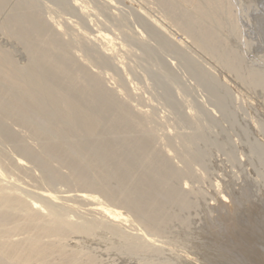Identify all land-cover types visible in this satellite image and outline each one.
<instances>
[{"label": "bare ground", "instance_id": "bare-ground-1", "mask_svg": "<svg viewBox=\"0 0 264 264\" xmlns=\"http://www.w3.org/2000/svg\"><path fill=\"white\" fill-rule=\"evenodd\" d=\"M23 1L19 6L16 5L17 7H11L12 12L8 11L9 24L3 25L4 28L1 25L3 33L7 36L11 34V38L12 34L15 35L16 42L20 45L23 43L22 46L26 45L29 58L17 60L7 49L0 46V264H118L115 259L108 257L112 256L110 253L117 245H121L119 248L123 251L132 248L152 258H161L160 251L164 248L156 244V238L180 241L187 247L193 246V256L185 257L184 264H264V199H255L252 192L256 189L253 190V186L249 184L251 181H245L238 188L218 181L216 194L211 196V202L203 212L202 221L199 220L198 223L196 219L191 218L195 212L188 213L189 210L184 208L191 204L193 208L194 202H199L202 195H199L200 192L194 187L195 183H191L192 175L190 170H185V164H174L173 155L165 156L161 160L158 155L153 158V154H147L148 156H144L145 160L141 156L147 165L151 160L163 162L166 165L164 169L167 168L174 174L171 176L172 174L166 171L169 173V180H161V183L153 184V187L149 185L144 186L145 189H139L134 183L124 184L126 178L137 176L134 173L136 170L127 168L129 165L125 164L126 159L120 157L122 153L119 151L118 155L117 150L113 151L116 148L112 150L110 147V150H106L101 147L110 138L109 144L118 139L111 134L109 137L104 136V133L110 132H104V128L102 132L103 125L113 134H119V139H124L123 133L149 135L155 129L150 126L145 128L146 122L151 119V110H144L138 103L135 104V98L143 89L135 82L131 72L133 66L127 63L123 56L128 46L122 39L126 33L122 35L115 25L118 21L122 22L126 11L125 8L121 10L120 0H57V5H63L64 10L69 12L65 13L70 15L69 19L66 18L67 21L58 19L56 13L59 8L54 4L45 5L48 18L45 21L40 20L35 15L37 11L34 12L38 10L35 9L38 6L34 1ZM124 1L130 4L127 5V10L131 7L136 11L135 14L131 12L128 15L132 19L136 17L134 21L139 22H134L139 25L137 30L131 32L137 44H143L151 35L149 32L155 34V31H158L157 37L179 53L191 45L218 59L222 56L226 65L236 68L237 74L241 73L246 79L254 75L255 79L251 80H256L261 76L258 73L259 77L256 78V74L248 71L244 63L242 66V60L238 59L233 48L232 53L225 52L224 48L217 49L216 35H211L212 31L210 34L207 32L214 24L224 22V17L230 13L228 11L233 6L235 9V3L228 6L226 0H169L164 12L162 11L164 16L161 13L158 17L149 12L142 0L132 2L133 4L131 0ZM9 2L10 0H0V8L8 6ZM180 7L187 12L181 14ZM103 10L108 16L104 15ZM60 12L63 10L58 14L66 16ZM232 13L230 14L233 15ZM257 15L253 20L257 23V30L264 43V16L260 13ZM228 16L226 22L234 17ZM200 19H203V22L205 19L206 25L203 26V22L202 26L199 25L201 23L199 26L194 23L197 27L191 25L192 20ZM215 27L221 30L226 26ZM178 32L182 33L181 38L177 37ZM205 33L208 35L206 38ZM202 36L205 39H201ZM217 38L221 39L219 36ZM221 49L228 54L223 53ZM183 52L180 54H184ZM110 66H114L122 80L108 73ZM51 72L54 75H51ZM143 78L150 87L148 75L143 74ZM105 80L113 81V86L105 87ZM222 80L225 84L230 82L226 77ZM243 81L249 83V78ZM67 85L70 87L69 91L64 89ZM76 95L88 98L85 100L88 102L77 101L80 98L76 99ZM127 102L129 106H126ZM185 104L188 117H198L197 109L192 105L194 103L191 104L187 100ZM106 106L110 107L104 111ZM103 111L104 114L109 112V115H115L107 120ZM44 113L49 114L42 116ZM56 113L59 115H55ZM38 119L49 130L38 129L35 124ZM77 122L79 127L74 126ZM160 123L170 127V121ZM61 125L76 128L66 132L67 128ZM62 127L66 131L62 130ZM143 134L141 135L144 136ZM178 136L180 134L170 127L162 136L164 147L170 149L167 142ZM127 138H132L131 144L125 140L124 142L129 143L130 147L134 144L133 148L136 147L135 143L138 145L140 141L135 140L136 136L135 139L129 136ZM142 140L144 145L139 142V149L136 147L139 152L141 149H149L148 139L144 142L143 137ZM125 155L128 157V154ZM240 155L243 161L241 164L245 165L248 156L243 152H240ZM138 157L140 158L139 154ZM149 166L151 165H148V168ZM141 167L143 169V166ZM140 173L144 174L139 171V175ZM174 175L176 178H182L183 184L177 179L182 185L180 184L181 187L176 192V200L172 196L167 199L170 201L171 197L174 203L171 200L170 204L166 200L169 206L159 198H168L171 192L167 189L175 193L178 181H174ZM165 176L164 174L160 179ZM138 177L142 180L146 176ZM156 187L159 192V188L166 190L167 194L161 191L164 196L161 197L160 194L157 195L158 198L151 195L152 192H157ZM174 193L170 195L174 196ZM146 195H151L153 198L149 200L152 201L143 202L142 199ZM204 196L206 199L207 196ZM138 201L143 203L138 204ZM181 209L185 210L186 214H181ZM179 210L182 212L178 213ZM169 211L174 212L173 214H176V211L180 215H175L173 219L166 218ZM200 213L202 214V211ZM186 219L193 225L189 222L186 227H182ZM134 225L140 226L139 234L133 235L126 231L127 227L134 228Z\"/></svg>", "mask_w": 264, "mask_h": 264}, {"label": "rangeland", "instance_id": "rangeland-1", "mask_svg": "<svg viewBox=\"0 0 264 264\" xmlns=\"http://www.w3.org/2000/svg\"><path fill=\"white\" fill-rule=\"evenodd\" d=\"M22 1L23 0H13V1L10 0V2L7 3L9 4L8 6L6 7L3 6L5 7L6 11L5 9L2 10L3 7L0 8V11H2L0 12V15H1L0 16L1 17L0 18V33H1L0 34V46H2L4 49H7L9 53L15 59L23 61V60H28L27 58H29V56H27L29 54H27L28 52L26 51V45L24 44L22 46L23 43H21L20 45V43L16 42L15 35L13 36L12 34V38H11L10 37L11 34L10 36L9 34L7 36L6 33L2 32V29L4 28L3 25L7 23V20L9 19V16H10V12L8 11L12 12V9L10 8L11 7L13 8L16 5L19 6ZM28 1L31 2V0H28ZM56 1L57 0H32V2L38 6L37 8L35 7V9H38L34 11V12L37 11V14L35 13V15L38 16L40 20L41 19H44V21L47 20L48 16L46 15H48L47 14L48 11L46 10L47 6L45 5L54 4L55 6H57L56 7L57 9L59 8L57 10L58 12L56 13L57 15L55 14L57 17H59L58 19L61 21H67L70 15L69 14L67 15L65 13H69V12L68 11L66 12V10H64L65 8L63 7V5L61 6L57 5L59 2H56ZM135 1L137 0H131V3ZM142 1L144 2V4L146 3L145 7L150 10L149 12H151L155 16L158 15L159 17L161 16L160 14L164 12V7L167 6V3L169 0H142ZM226 1L229 3L228 6H231L232 3H235L234 4L236 5L235 9L233 6V8L230 7L232 9L229 8L230 10L228 11L230 13L234 11L232 13L233 15H231L230 13L228 15L232 17L234 16L235 18L234 17L232 19L229 18V20H227L226 22L225 19L228 16L227 15L224 17L225 18L224 22L223 21L221 22L222 25L216 24V25H220L221 28H223V26L224 27L226 26L225 29H221L222 30L221 31L219 30L220 28L218 26L217 27L219 29L215 27L216 26L215 24L214 25L212 24L213 27H209L208 29L209 31L207 32L208 34H210V32L212 31L211 35L212 34L216 35L215 37L217 40L216 42V47H218L217 49L224 48L223 50L225 52L229 51L228 53L230 52L232 53L233 50H231V48H233L234 52L238 56V59L240 61L242 60L240 64L242 63L241 65L243 66V63H244V67H246V69L248 68L247 70L253 72V74H256L255 75L256 78L259 77L260 75L261 76L257 78L256 80H254L255 79L253 77L254 75L252 77H248L249 83H247V81H243V80L244 79L248 80V78L246 79V77H242L243 75L241 73L237 74L238 71L236 68L226 65L222 56H220V58L218 59L214 55L203 51V49L201 50L195 49L191 45L188 46L189 48H187L186 50H183L184 52L181 51L180 53L183 52L185 54V55L184 54L181 55L178 51L174 50L171 47V45H170L171 48H169L168 47L169 45L167 42H164V41L162 42V40L157 37L156 32L158 34L159 33L158 31H155V34H153V32L151 33L149 32V34L151 35L147 37V39H145L144 43L137 44V40L136 38L131 36L132 35L131 32L132 31L134 32L135 30H137L138 25H139V24L137 25V23L139 22L135 20L137 23H134L135 22L134 19H136V17L132 19L128 15L131 12L135 14L136 11L130 7L128 8V10L130 11L129 12L127 10V7L130 6V4L128 5L125 1L124 3L123 0H120L119 3L121 5L120 6L121 10H124L123 8H125L126 11L123 16L124 19H122V22L118 21L119 22V23L117 22L118 24L115 22L116 23L115 25H117V27L119 28V32H121L122 35H124V32L126 33V35H124L122 39L124 40V44L126 42L128 46H126L125 53L123 54V56H125V61L133 66L131 69V72L134 75L135 82L138 83L139 86L143 89L142 92H139V96L135 98L136 100L135 104L138 103L140 105V108H143L144 110L145 109L151 110L152 115H151V119L149 120V122H153L154 124H149V122L145 121L147 124L144 123L143 125L145 126L146 124L145 128H148V126H150L151 128L153 127L155 129L152 130V132L149 135L147 134L145 135L143 133H137L139 135L138 136L134 132H131L130 134L126 133L127 136L133 137L134 139L136 136L135 140L140 139L139 142H141L140 143L141 145L143 144L142 142L143 137L145 139L144 142H146V139L149 140V141L147 140V142H149V146H148L149 149L146 148V151L145 149H141L140 150L141 152H139L138 150L139 142L138 141H137L138 145L137 143H135V146L138 149L136 147L133 148L134 144L133 146L131 145L132 147H130V144H131L130 141H133L132 138L131 140L128 139L126 134L123 133V135H125L123 136L124 139H122V137L121 139H119L120 135L113 134L110 130L107 129V127L105 128L106 125H103L104 127H101V131H102V128H104L103 129L104 132L105 131L110 132L106 134L104 133V136L106 135V137H109L111 134L116 139L118 138L117 140L115 139L117 142L113 140L114 144H113V141H111L112 143H110L111 144L110 145L109 140H111V138L107 140L108 138L105 137L107 142H105L103 146L101 145V147H105L106 150H110L109 149L110 147L112 150L116 148L113 151L117 150V154L119 151L120 153H122L123 156L120 155V157H122L124 160L125 159L127 160V161L125 160V164L129 165V166L126 165L127 168H132L133 171L136 170L134 173L136 174L137 177H134L132 179L126 178L128 183L127 181H125L124 184L130 183L129 185H133L134 183L135 185H137L136 188L139 186L138 187L139 189L141 188L143 189L144 186L148 187L150 185V187H153L154 185H157V183H161V180L162 181H165L167 179L169 180L168 174L170 172L167 168H166L167 170L164 169L166 165L163 162L161 163L160 161L156 160L155 161L157 163L156 164L155 162H153V160H151L150 164H148V165H151L149 166V168L152 172H150L147 162L144 163V160H145L144 156H148L150 154L154 155L153 158L156 157L155 155L160 156L159 157L160 160L164 158L165 156L173 155L174 164H176V162H181L180 166L185 164L186 165L185 170L186 171L190 170V173L192 175L190 178L191 183L192 184L195 183L194 187H196L198 193L200 192L199 195L201 194L202 195L199 199V202L196 201L198 205L196 204V202H194L195 205H193V208H191L192 204L189 205L188 208L186 207L184 208L185 210L187 209L189 210L188 213H190L191 211L196 213V215L194 213V216H191V218L196 219L198 223H199V220L202 221L203 212L205 208L207 207V204L211 202V196L216 194V191H217L216 183L218 181L222 183L231 184L233 187H237V188L239 187V185H241L245 181L246 182L251 181L249 182V184L253 186V190L256 189V191L252 192L255 199H257L258 197L259 198L257 200L259 201L262 198L264 199V186H263L264 185L263 184L264 183L263 181L264 180V86L262 85L264 84V63H263L264 62V49H263L264 43L262 39L260 38L259 32L257 30L258 28L256 27L257 23H255L256 21L254 22L253 20L255 19V16H258L257 14L259 13L261 14V16H264V13H263L264 11H262L264 9L263 8L264 5H262L264 4V1L263 0H253V1L252 0H238V2L235 0H230V1L226 0ZM62 10L63 12H60V13L65 14L66 16L64 15L60 16V14H58L59 11H62ZM179 10L181 14L182 12L184 13L187 12V10L181 7L179 8ZM180 12L178 13L180 14ZM236 12L238 15L235 14ZM103 13L104 15L108 16L105 10H103ZM7 14H9V16H7ZM249 15L251 17H249ZM162 16H164V13L162 14ZM4 18L6 19V21H4L5 20ZM1 22L3 23L1 24ZM202 22H203V19H200L197 21L192 20V22L190 23L191 25H194V23L197 25L201 23L199 25L202 26ZM206 22L207 21L204 19L203 26L206 25L205 24ZM225 22L227 23V25ZM231 23L233 24V26ZM7 24H9V22ZM230 24H231V27H230ZM1 25L3 28L1 27ZM197 25H194V26L197 27ZM215 29L218 30L221 36L218 32H216L217 30ZM213 32H215V34ZM206 33L204 34L205 38L208 36V35L206 36ZM232 33L234 35H232ZM176 34L178 38H181L180 37L182 34L181 32H178ZM218 36L221 39L217 38ZM203 38L204 37L202 36L201 39ZM220 40H222V42H220ZM224 51L222 52L225 53ZM72 52H75V50H72ZM228 53H225V54L227 55ZM237 56H235V58ZM191 68L193 69L191 70ZM108 69H110V71L108 72L110 75H113L122 80L119 72L116 69H114V66L113 67L110 66ZM234 71H237V72H234ZM258 73H259V76H257ZM143 74H147L148 77L150 78V82H151L150 87L147 85V83H145L146 81H144L145 79L143 78ZM51 75H54V74H52L51 72ZM108 77L111 78L110 76ZM225 77L228 78L227 81L230 80L229 83L227 82L228 84L227 83L225 84V82H223L222 80ZM240 78H244V79L242 80ZM252 78L254 79L251 80ZM211 80L214 81V83H212ZM111 82L113 81L105 80L103 82V85H105V87L109 85L113 86L112 85L113 83ZM122 83L123 85H125L127 89H129V87L124 82ZM233 83L234 85L238 84L236 86L238 88H236L233 85ZM252 83H256V84H252ZM258 86H261V87H258ZM69 88L70 87L68 85L66 87L64 86V89L68 91L70 90ZM72 88L73 87H71V90ZM144 94L148 96H145ZM76 99H78L77 101L80 100L85 103L86 102L85 100L88 98L77 96ZM150 100L151 102H149ZM187 100L190 101L191 104L192 102L194 103L192 105L193 106L195 105L194 107L197 109L198 117H193L194 119L191 117H188L187 105L185 104V101ZM110 106H106L104 111L107 109V107H110ZM126 106H129V102L126 103ZM104 111H103V114H104ZM109 111L111 112V110ZM43 115L47 116L45 113L42 114V116ZM55 115H59V114L56 113ZM108 115H109V112L107 114H104L103 116H105L106 119L108 120V119H111V116L115 114H112V115L110 114L109 116ZM105 117H103L104 121H106ZM164 119H166L167 121H170V127L180 134L178 138L174 137L173 139L169 140V142H167L170 149H166L163 145L165 141L162 136H164V134L168 132L170 128L160 123L162 121L163 122L166 121ZM78 122L74 126L79 127L80 122L79 123ZM35 124L38 125L37 126L38 129H42L43 131H45L47 128L45 124L41 122L40 119L36 120ZM61 126H60V129H61ZM63 127L67 128V126H63ZM64 128L62 130L66 129ZM72 128L69 126V128L66 129L67 131L66 130L65 131L70 132L74 129ZM15 129L17 130L18 127L17 128L15 127ZM47 130H49V128H47ZM141 134H143L144 136H142ZM113 136H112V139L114 138ZM124 140L125 142L128 141L130 144L129 143H128L129 145L126 144L127 142L125 143ZM121 142H123V144ZM141 145H140V148H141ZM168 150H169V153H168ZM240 152H243L245 155L248 156V159H246L247 165H246V162H245V165L244 163L241 164V162L243 161L240 158L241 157ZM124 153L128 154V157ZM137 153L139 154L140 158L143 157L144 160L143 158L140 159ZM129 154H133L132 156H135L136 158L134 159L132 156H129ZM200 155H202L203 157L201 156L199 158ZM158 156H157V159H158ZM137 159L140 160V162L137 161ZM169 163L172 164V162H169ZM141 166H143V169ZM146 166L148 169L146 168ZM138 170L144 173V174L140 173V175L141 176L143 175L144 177L146 176L145 177L146 179L142 178L141 180L140 179L141 177L140 178L138 177L140 176ZM144 171L147 173H145ZM158 171H159V174H157ZM166 171H168L169 173H166ZM172 173L173 172H171L170 175ZM164 174L168 178L165 176L163 177V179H160V177L162 178ZM173 174L171 176H173ZM159 175H162V176H159ZM174 176L175 178L172 177L174 181L175 179L176 180L180 179V178H176V175ZM129 180L130 181L133 180V181L130 182ZM135 180H137L138 182H136ZM180 182L183 184L182 180ZM180 182L178 181V184L176 185L177 187H179L178 189L175 186V189H174L176 190L175 193L172 190L170 191L169 189H167L169 192H171L167 196L168 198H166L165 196L166 198L165 200L163 198H159V199H161V201H166L167 199L169 200V196H172V198L176 200L175 199L177 197L176 192L179 191L182 185ZM120 188H122V186ZM157 189L158 188L156 187V190ZM159 190L160 192L164 191L163 193L165 195L167 194L165 193L166 190H163V189L161 190L160 188ZM261 190H262L261 195L263 196L260 195ZM157 192L159 191L157 190ZM157 192L155 191L154 192L155 194L152 192L151 195L152 194L153 196L156 195V198H158L157 195H160V194H161L160 195L161 197L164 196L162 195V192L161 193L160 192L157 193ZM255 192H258L257 194H259L260 196L259 195L257 196ZM173 193L175 197L173 195H170ZM151 195H146L144 199L146 197L147 199L145 200L142 199L143 202L146 201V203H148L147 201H152V199L149 200V198H153ZM204 195L207 196L206 199ZM173 199H171L170 197V201L172 200V203H174ZM170 201L168 202L170 203ZM139 202L140 201H138L137 203L138 204L143 203V202H140V203ZM169 203L167 204L169 205ZM199 204L201 205L199 206ZM196 205H197V208L195 207V210H194V206ZM200 207H202L201 208L202 210L200 209ZM181 210H179L178 213H181L183 211V213L181 214L183 215L186 214L185 210H182V211ZM201 211H202V214L201 213L199 214V212ZM173 213L174 212L170 213L169 211L168 217H166L167 214H165L166 215L165 217L169 219H173L175 215L176 216L180 215V214H177L176 211H175L176 214H173ZM188 219L192 221V219L190 218ZM188 219H186L187 223L184 222L185 226H184V223H182L183 226L180 225V227L181 226L186 227V224L190 222L188 221ZM192 222H190L191 225H193ZM190 224L187 226V228L190 226ZM140 230H141L140 226L138 225H136L134 228H131L130 226V227H127L126 229L127 232L131 234L133 233V235H136L135 233L139 234ZM156 244L164 248L162 249L163 251L162 250L160 251L162 257L161 258L157 257L158 259L155 257L152 258L151 256H148L147 254L139 250H138L139 252H137V249H135L136 250L135 251L134 249L131 248L132 251L134 250V252H132L130 248L123 251L122 248H119L121 246L120 244H119L120 245L119 247L117 245L116 248L114 249V250H117L118 248V250L117 251L113 250L114 252L112 251L110 253V255L112 256H108V257L111 260L115 259L118 262V264H148L149 262H150L149 264H184L183 259H185V257L193 256L192 254L193 246L187 247L183 243H180V241L174 242L168 239L156 238ZM125 248L126 246L124 247V249Z\"/></svg>", "mask_w": 264, "mask_h": 264}]
</instances>
